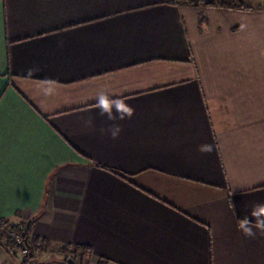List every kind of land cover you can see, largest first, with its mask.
Here are the masks:
<instances>
[{
	"label": "crops",
	"instance_id": "1",
	"mask_svg": "<svg viewBox=\"0 0 264 264\" xmlns=\"http://www.w3.org/2000/svg\"><path fill=\"white\" fill-rule=\"evenodd\" d=\"M213 3L0 0V221L31 223L32 264L76 246L93 264H264V236L237 230L264 202V6ZM105 90L134 109L115 140ZM0 264H24L1 239Z\"/></svg>",
	"mask_w": 264,
	"mask_h": 264
},
{
	"label": "clouds",
	"instance_id": "2",
	"mask_svg": "<svg viewBox=\"0 0 264 264\" xmlns=\"http://www.w3.org/2000/svg\"><path fill=\"white\" fill-rule=\"evenodd\" d=\"M31 72L32 70L30 69L29 74H31ZM40 90L44 96L54 95L57 91L53 86V82H47ZM113 96L114 94L108 90L101 91L95 97V108L98 110V115L100 117H105L108 121L113 122L108 128H101V133H108L111 138L115 140L119 138L122 131L121 125L115 123V121L131 119L134 115V109L123 96L117 95L115 98H113ZM92 123V119L85 121L86 126H91ZM213 150V145L209 144L199 147V151L204 153H211ZM237 230L241 231L246 238L250 239H255L258 234L264 236V202L254 204L247 215L242 219H237Z\"/></svg>",
	"mask_w": 264,
	"mask_h": 264
},
{
	"label": "trees",
	"instance_id": "3",
	"mask_svg": "<svg viewBox=\"0 0 264 264\" xmlns=\"http://www.w3.org/2000/svg\"><path fill=\"white\" fill-rule=\"evenodd\" d=\"M165 1L170 4H178V3H190L192 0H165ZM211 5L223 6L228 8L245 7L244 4L239 0H217L215 3ZM19 226L20 225H11V229L22 235L24 240V245L28 250V256L26 258V261H23V263L32 264L31 260L34 258L33 248L35 246H32L30 242L31 223L23 225L24 226L23 230H19ZM0 239L4 241V243L7 245L10 251L16 252V245L11 239L4 237L1 233H0ZM35 243L38 244L37 247L41 249H45L48 246L46 241L35 240ZM60 251L61 254L63 255V260L65 262L67 261L68 258H72L76 262L77 261L76 258L78 257L81 258L82 260H84L85 257L86 258L91 257V249L88 246H76L72 251L70 250V247H63L61 248ZM96 264H111V263L105 259H99Z\"/></svg>",
	"mask_w": 264,
	"mask_h": 264
},
{
	"label": "built area",
	"instance_id": "4",
	"mask_svg": "<svg viewBox=\"0 0 264 264\" xmlns=\"http://www.w3.org/2000/svg\"><path fill=\"white\" fill-rule=\"evenodd\" d=\"M24 226L20 225L19 230H23ZM22 232V231H21ZM0 233L4 235V237L11 239L16 245V253L19 255L22 261H26L28 256V250L24 245V240L21 234L11 229V225H9L5 221H0Z\"/></svg>",
	"mask_w": 264,
	"mask_h": 264
},
{
	"label": "rangeland",
	"instance_id": "5",
	"mask_svg": "<svg viewBox=\"0 0 264 264\" xmlns=\"http://www.w3.org/2000/svg\"><path fill=\"white\" fill-rule=\"evenodd\" d=\"M194 1H198V0H194ZM213 2H216V0H212ZM240 2H242L245 5H249L251 7H258V6H264V0H239ZM3 235V234H2ZM4 236V235H3ZM90 259V258H89ZM76 262L79 264H93V262L90 260L88 261L87 258L85 257L84 260H82L81 258H76ZM84 262V263H83Z\"/></svg>",
	"mask_w": 264,
	"mask_h": 264
},
{
	"label": "water",
	"instance_id": "6",
	"mask_svg": "<svg viewBox=\"0 0 264 264\" xmlns=\"http://www.w3.org/2000/svg\"><path fill=\"white\" fill-rule=\"evenodd\" d=\"M66 262H67V264H79V263L75 262L72 258H68Z\"/></svg>",
	"mask_w": 264,
	"mask_h": 264
}]
</instances>
